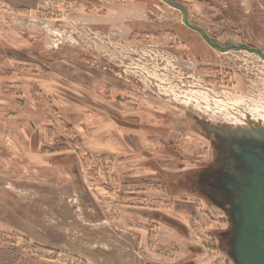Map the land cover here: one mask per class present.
Returning a JSON list of instances; mask_svg holds the SVG:
<instances>
[{
	"label": "rangeland",
	"instance_id": "374dc122",
	"mask_svg": "<svg viewBox=\"0 0 264 264\" xmlns=\"http://www.w3.org/2000/svg\"><path fill=\"white\" fill-rule=\"evenodd\" d=\"M174 1L264 53V0ZM223 136L264 137L257 55L162 0H0V264H234Z\"/></svg>",
	"mask_w": 264,
	"mask_h": 264
},
{
	"label": "water",
	"instance_id": "95a60500",
	"mask_svg": "<svg viewBox=\"0 0 264 264\" xmlns=\"http://www.w3.org/2000/svg\"><path fill=\"white\" fill-rule=\"evenodd\" d=\"M162 1L180 11L182 23L198 33L210 48L222 53L246 51L264 61V53L257 48L214 42L202 27L189 21L183 5L174 0ZM222 138L224 151L232 154L229 169L233 172L231 181L226 183L228 197L224 202H214L232 225L224 248L234 264H264V137Z\"/></svg>",
	"mask_w": 264,
	"mask_h": 264
},
{
	"label": "flooded vegetation",
	"instance_id": "af4514ba",
	"mask_svg": "<svg viewBox=\"0 0 264 264\" xmlns=\"http://www.w3.org/2000/svg\"><path fill=\"white\" fill-rule=\"evenodd\" d=\"M231 156H232L231 153L229 152L226 153L223 149L218 155L217 166L216 167L209 166L210 167L209 169L199 174V176L197 177L198 191H199L198 193L201 196H203L207 201L211 202L218 209H220V207L216 203L221 202V200L224 202L225 200L224 198L228 197L229 195L227 194L226 183H229L231 181V176L233 175V172L230 170L231 164H229V160ZM222 212L225 214L224 211ZM226 219L228 222V228L224 230L221 234L222 242H224L225 244L228 242V239H229L228 234L232 233L231 232L232 225L229 222V219L227 216H226ZM225 244L223 245L224 247H225Z\"/></svg>",
	"mask_w": 264,
	"mask_h": 264
}]
</instances>
